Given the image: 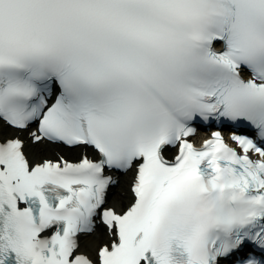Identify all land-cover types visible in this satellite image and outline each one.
I'll return each mask as SVG.
<instances>
[{"label": "snow or ice", "instance_id": "obj_1", "mask_svg": "<svg viewBox=\"0 0 264 264\" xmlns=\"http://www.w3.org/2000/svg\"><path fill=\"white\" fill-rule=\"evenodd\" d=\"M0 264H264V0H0Z\"/></svg>", "mask_w": 264, "mask_h": 264}]
</instances>
